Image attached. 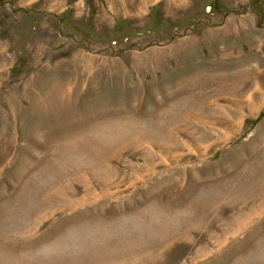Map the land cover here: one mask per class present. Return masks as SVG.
I'll list each match as a JSON object with an SVG mask.
<instances>
[{
    "label": "rangeland",
    "instance_id": "1",
    "mask_svg": "<svg viewBox=\"0 0 264 264\" xmlns=\"http://www.w3.org/2000/svg\"><path fill=\"white\" fill-rule=\"evenodd\" d=\"M0 264H264V0H0Z\"/></svg>",
    "mask_w": 264,
    "mask_h": 264
}]
</instances>
